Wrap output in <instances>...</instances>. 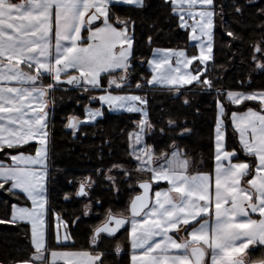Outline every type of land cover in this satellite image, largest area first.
I'll return each mask as SVG.
<instances>
[{
    "label": "snow or ice",
    "instance_id": "snow-or-ice-1",
    "mask_svg": "<svg viewBox=\"0 0 264 264\" xmlns=\"http://www.w3.org/2000/svg\"><path fill=\"white\" fill-rule=\"evenodd\" d=\"M117 5L147 7L145 0H0V195L5 197L0 224L30 226L29 251L7 264H105L109 254H128V264H264V88L247 90L244 81L239 86L244 90L216 87V0H163L198 53L155 49L146 61L150 78L135 83V21L116 15ZM235 11L242 14L238 6ZM260 14L264 18V8ZM260 32L249 45L248 61L264 75V25ZM226 35L240 39L232 31ZM251 83L250 76L248 88ZM157 86L175 99L193 89L215 93L210 171L194 167L176 136H169L177 129L180 137L190 135L186 122L152 119L149 98L139 93ZM57 91L86 94L83 119L67 117L65 127L74 134L104 117L105 106L138 117L128 133L129 161L103 165L101 158L103 166L75 181L74 196L88 201L83 217L104 208L103 201L93 200L101 183L117 196L124 185L132 194L123 212H104L91 230L88 250L49 248V114ZM182 103L191 105L187 97ZM157 134L172 141L166 150L157 152L163 141L148 143ZM72 198L65 193L66 201ZM81 216L68 221L54 213L57 247L67 248L69 241L74 247L70 226ZM121 231L130 253L119 243L112 253L100 250Z\"/></svg>",
    "mask_w": 264,
    "mask_h": 264
},
{
    "label": "trees",
    "instance_id": "trees-1",
    "mask_svg": "<svg viewBox=\"0 0 264 264\" xmlns=\"http://www.w3.org/2000/svg\"><path fill=\"white\" fill-rule=\"evenodd\" d=\"M217 16L215 30V67L212 74L218 77L217 88L233 90L240 89V82L244 81L245 89L264 88V75L255 73L249 64V45L258 40L261 32L260 26L264 25V18L260 9L264 8V0H216ZM145 9L132 10L127 6L117 5L113 12L124 17L131 15L135 21V45L132 76L133 83L141 77H150L147 60L150 59L155 48L186 49L189 54L198 53L195 46L189 40L188 32L176 26V22L169 17L168 8L164 7L163 0H145ZM223 5V12L220 6ZM242 9V14L235 11V7ZM232 31L240 39L233 41L226 35ZM151 37V44H149ZM234 45V46H230ZM251 76V88L248 81ZM95 94V93H93ZM149 98V110L153 120L163 118L166 121L169 116L177 119L179 123L186 122L191 129V134L180 137L176 132H169V136H176V144L182 151L195 161L194 167H200L202 171H210L213 165L214 152V97L200 93L198 89L185 92L179 99L173 98V93L164 88L145 87L143 92ZM55 108L49 120V206L53 210L47 217L49 223V248L52 250H88L90 245L91 230L99 225L104 212L112 208L117 214L124 211L131 193L126 191L127 186L121 187L119 196L115 192L108 191L107 185L101 183L93 193V200H101L104 208L96 207L92 216L83 217L81 212L87 200L76 198L74 193L76 180L93 173L98 166L111 162L125 163L128 156V133L133 131L132 121L138 117L124 112L112 113L106 108L105 115L94 123L84 124L75 134L72 129L66 128L67 117L78 115L83 119V106L87 99L77 91H57L53 94ZM191 101L190 106H184L185 98ZM93 108L100 107L99 103H93ZM160 126V125H158ZM228 135H232L229 127ZM163 141L157 144V152L166 150L172 141L167 136L160 137L157 134L148 140ZM232 141L229 140V147ZM103 160V165L101 163ZM131 167V163H126ZM73 181L69 184L68 181ZM65 193L72 194V199L66 201ZM5 197L0 195V215ZM54 213H59L65 220L72 221L76 216H81V222L72 224L70 231L74 240V247H57L54 241L55 219ZM99 216V219L93 218ZM30 226L17 227L8 224H0V261L5 262L19 259L29 251ZM119 243L127 248V235L123 231L117 234L116 240H105L100 250L112 253ZM129 255H106L105 264H128Z\"/></svg>",
    "mask_w": 264,
    "mask_h": 264
},
{
    "label": "rangeland",
    "instance_id": "rangeland-1",
    "mask_svg": "<svg viewBox=\"0 0 264 264\" xmlns=\"http://www.w3.org/2000/svg\"><path fill=\"white\" fill-rule=\"evenodd\" d=\"M191 42H192L193 46H195L196 42H195V41H191ZM155 49H162V48H155ZM155 49H154V50H155ZM196 49H197V48H196ZM197 52H198V49H197ZM152 53H153V51H152ZM151 58H152V54H151L150 59H151ZM148 69H149V66H148ZM149 71H150V70H149ZM149 78H150V77H149ZM156 88H164V87L157 86ZM164 89H166V88H164ZM77 92H78V91H77ZM81 96L86 97V94H84V95L81 94ZM54 108H55V102H54L53 106L51 107V111H50V114H49L50 117L52 116V113H53V111H54Z\"/></svg>",
    "mask_w": 264,
    "mask_h": 264
},
{
    "label": "crops",
    "instance_id": "crops-1",
    "mask_svg": "<svg viewBox=\"0 0 264 264\" xmlns=\"http://www.w3.org/2000/svg\"><path fill=\"white\" fill-rule=\"evenodd\" d=\"M105 108L107 109V107L105 106ZM110 112V111H109ZM112 113H119V112H115V111H112ZM100 118H98V120H99ZM49 120H50V116H49ZM92 123H94V122H92ZM48 147H49V145H48ZM34 151V150H33ZM162 186H165L166 187V184H164L163 182H162ZM58 251H70V250H58ZM71 251H73V250H71ZM59 264H63V262L61 261V262H59Z\"/></svg>",
    "mask_w": 264,
    "mask_h": 264
}]
</instances>
